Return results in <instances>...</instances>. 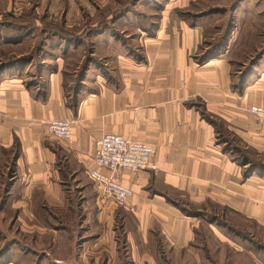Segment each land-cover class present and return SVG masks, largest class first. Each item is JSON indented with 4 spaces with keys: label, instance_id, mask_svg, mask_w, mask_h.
I'll return each instance as SVG.
<instances>
[{
    "label": "crops",
    "instance_id": "0c3cea01",
    "mask_svg": "<svg viewBox=\"0 0 264 264\" xmlns=\"http://www.w3.org/2000/svg\"><path fill=\"white\" fill-rule=\"evenodd\" d=\"M148 42L143 60L76 85L59 68H42L34 83L1 75L0 223L22 237L24 259L55 247L61 233L78 254L105 246L151 253L164 242L177 251L191 245L199 223L182 207L228 208L264 222V169L249 170L252 160L264 163V128L248 111L264 105V76L239 94L228 70L191 59V39ZM54 119L71 122L69 139L48 132ZM105 133L153 148L146 167L120 176L132 190L125 207L100 198L88 175Z\"/></svg>",
    "mask_w": 264,
    "mask_h": 264
},
{
    "label": "rangeland",
    "instance_id": "374dc122",
    "mask_svg": "<svg viewBox=\"0 0 264 264\" xmlns=\"http://www.w3.org/2000/svg\"><path fill=\"white\" fill-rule=\"evenodd\" d=\"M157 38L191 39V59L228 70L239 94L264 76V0H0V77L9 71L34 83L42 68H59L76 85L143 60ZM202 210L191 245L177 251L164 242L151 253L105 246L78 254L61 233L55 247L24 259L22 237L0 223V257L14 264H264V222L228 208ZM14 240L17 248H6Z\"/></svg>",
    "mask_w": 264,
    "mask_h": 264
},
{
    "label": "built area",
    "instance_id": "2783aa9c",
    "mask_svg": "<svg viewBox=\"0 0 264 264\" xmlns=\"http://www.w3.org/2000/svg\"><path fill=\"white\" fill-rule=\"evenodd\" d=\"M249 113L260 129L264 128V105H250ZM52 135L69 139L72 135L69 120L54 119L47 123ZM153 154V148L146 142L132 140L116 133L102 134L96 142L94 167L88 175L102 199H108L118 207H125L132 190L120 182L123 172L135 173L146 167Z\"/></svg>",
    "mask_w": 264,
    "mask_h": 264
},
{
    "label": "trees",
    "instance_id": "16d2710c",
    "mask_svg": "<svg viewBox=\"0 0 264 264\" xmlns=\"http://www.w3.org/2000/svg\"><path fill=\"white\" fill-rule=\"evenodd\" d=\"M253 168V169H264V163L260 162V161H256V160H252L250 165H249V168ZM182 210L184 211V213H186L187 215H190V216H195V217H198V218H203L204 217V214L206 215L207 213L203 210H197L193 207H182ZM210 215V214H209ZM212 222L215 221L214 220V215H212ZM119 234V238H120V245L123 244V236L121 234V232L118 233ZM14 241H10L8 243V245L6 246V248L12 244ZM9 249V248H8ZM122 250L125 251V248L122 246ZM5 257V256H4Z\"/></svg>",
    "mask_w": 264,
    "mask_h": 264
}]
</instances>
